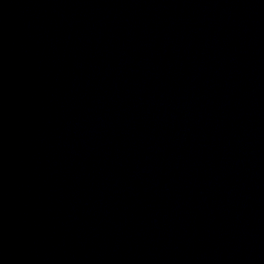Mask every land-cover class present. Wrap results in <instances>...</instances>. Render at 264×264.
Listing matches in <instances>:
<instances>
[{
	"label": "water",
	"instance_id": "95a60500",
	"mask_svg": "<svg viewBox=\"0 0 264 264\" xmlns=\"http://www.w3.org/2000/svg\"><path fill=\"white\" fill-rule=\"evenodd\" d=\"M0 264H264V0H0Z\"/></svg>",
	"mask_w": 264,
	"mask_h": 264
}]
</instances>
